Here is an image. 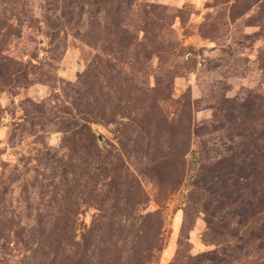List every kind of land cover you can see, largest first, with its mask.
I'll list each match as a JSON object with an SVG mask.
<instances>
[{"label":"rangeland","instance_id":"rangeland-1","mask_svg":"<svg viewBox=\"0 0 264 264\" xmlns=\"http://www.w3.org/2000/svg\"><path fill=\"white\" fill-rule=\"evenodd\" d=\"M257 95L264 0H0V264L221 249L238 204L204 212L190 152L259 134L242 123Z\"/></svg>","mask_w":264,"mask_h":264},{"label":"trees","instance_id":"trees-1","mask_svg":"<svg viewBox=\"0 0 264 264\" xmlns=\"http://www.w3.org/2000/svg\"><path fill=\"white\" fill-rule=\"evenodd\" d=\"M254 101L256 107L253 104L246 105L242 123L247 130L259 131V134H234L227 138V144L226 141L222 142L220 150L211 158L199 156V147L204 148L205 143L198 138L201 134H196V147L190 152L192 165L187 175L191 181L187 184L188 190L201 191V205L205 213H208L209 208L204 207L209 206L212 200L216 202L218 209L235 203L238 204V209L233 213L237 221L232 229L221 226L223 232L218 242L221 249L197 256L186 255V260L193 264H196V260L201 261L200 264H230L241 257L249 259L247 264H264V95H257ZM252 112H257L258 118L257 114L252 118ZM211 164L215 165L213 176L216 177V182L212 179L210 183L208 180L201 182L199 177ZM233 189L234 192L231 193ZM206 222L209 227L211 220L206 219ZM62 236L68 241V248L70 245L74 246L75 259L76 256L79 261L84 259V254L78 253V250L88 246L82 241L74 242L72 234ZM180 256L178 251L170 264H183Z\"/></svg>","mask_w":264,"mask_h":264}]
</instances>
